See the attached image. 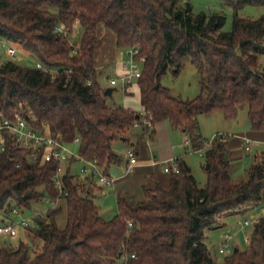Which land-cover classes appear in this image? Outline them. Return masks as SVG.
Listing matches in <instances>:
<instances>
[{
    "label": "trees",
    "instance_id": "16d2710c",
    "mask_svg": "<svg viewBox=\"0 0 264 264\" xmlns=\"http://www.w3.org/2000/svg\"><path fill=\"white\" fill-rule=\"evenodd\" d=\"M220 1L234 13L229 32L221 31L223 15L194 14L182 0H0V40L35 59L34 66H22L0 45L9 58L0 59V110L6 118L21 106L34 114L35 130L69 146L78 138L79 154L90 156L105 175L119 162L113 142L129 143L136 123L153 140L152 126L164 121L187 137L191 150H204L206 178L198 185L190 167L176 161L179 171L170 173L167 183L145 187L140 204L118 197L117 214L105 220L93 186L67 168L62 175L67 197L36 217L28 241L1 247L0 264H217L204 231L224 226L223 217L258 211L264 202V154L254 158L246 181L233 183L229 137L205 148L200 133V116L220 114L231 121L242 110L251 131H264V15L257 20L236 16L245 6L264 8V0ZM56 26L62 34L54 33ZM78 28L81 38L72 43ZM100 28L114 35L117 49L137 48L145 58L137 80L144 117L106 104L98 82L102 70L95 66ZM185 61L196 68L200 94L182 101L161 79L167 72L176 78ZM5 137L0 224L11 220L14 210L58 197L57 164L44 162L41 151L33 160L31 150ZM61 217L62 228L57 225ZM251 228L246 249H233L222 264H264V217Z\"/></svg>",
    "mask_w": 264,
    "mask_h": 264
},
{
    "label": "rangeland",
    "instance_id": "374dc122",
    "mask_svg": "<svg viewBox=\"0 0 264 264\" xmlns=\"http://www.w3.org/2000/svg\"><path fill=\"white\" fill-rule=\"evenodd\" d=\"M185 3H188L194 14L204 13L206 15L209 14H221L225 18V23L221 28L222 32H229L232 26L233 20V10L229 7H223L220 0H182ZM262 15H264V8L262 7H254V6H245L239 9L236 12V16L242 19L249 20H257ZM82 30L78 28L74 31V33L70 36V41L72 43H78L81 38ZM101 39L104 43L105 48H113V41L106 38L104 35H100ZM11 47H13L11 45ZM16 47V48H15ZM13 47L16 50L17 57L14 61L22 66L31 67L35 64V59L28 53L22 51L18 46L15 45ZM117 60L126 61L127 56L125 51H121L116 48ZM0 59L8 60V56L4 52V48L0 47ZM109 67L102 66L101 74L98 77V82L100 84L103 92L107 88L113 89L112 97H105L106 104L110 107H122L123 101L125 99L124 90L121 87L120 82L117 79V76L112 71H109ZM115 78L117 81L116 86L110 85V79ZM161 85L163 87L168 88L170 95L177 100H193L200 94V86H199V75L196 71V68L189 61H185L182 63L180 74L175 78L172 73L167 72L166 75L161 79ZM200 133L203 136V139L206 141L211 140L218 134V131L222 127H227V129L233 130H244L249 129L250 124L246 115V110L240 111L238 118L234 121H225L221 118L220 115H212L209 117L200 116ZM228 135V134H225ZM229 139H231L232 134L228 135ZM252 145V144H250ZM77 145H70L69 148L75 154L78 153ZM113 151L119 155H123L126 153V149L128 145L123 144L122 142L118 143L115 141L112 144ZM191 150V148H190ZM258 148L255 146H251L250 152L247 153V156H244L240 160L232 161V171H231V180L233 183H240L247 180V171L251 167L253 160L259 154H264V149L262 152H258ZM193 150H191L192 152ZM184 152V151H183ZM186 161L187 165L191 168V173L195 178L198 185L203 186L205 184L206 178L205 174L202 170L203 157L198 153L192 152L186 153ZM73 168L77 172V162L73 163ZM95 204L99 207V216L105 220L113 218L117 214V208L115 204V198L113 196H104L101 195L97 200L94 199ZM50 208L48 199H44L42 202L34 203L31 208L23 210V217L31 218L35 213L45 214V212ZM247 216L243 215H233L229 217H223L220 221L224 226L216 227L213 229H206L204 231V242L208 248V250L214 255L217 260V264H222L224 256L229 254H219V249L222 245V237L225 234H229L232 236V240L230 242L231 249H239L243 251L246 249L249 243V235L251 231V226L245 227L241 229L237 222H242ZM34 224L31 223L30 227H33ZM19 229V228H18ZM6 237H2L5 239ZM20 241H28L26 239L25 234H21L20 236L9 240L7 245H11L15 247Z\"/></svg>",
    "mask_w": 264,
    "mask_h": 264
},
{
    "label": "crops",
    "instance_id": "0c3cea01",
    "mask_svg": "<svg viewBox=\"0 0 264 264\" xmlns=\"http://www.w3.org/2000/svg\"><path fill=\"white\" fill-rule=\"evenodd\" d=\"M100 35H104L106 38H109V40H112L113 48H105ZM98 36L99 44L95 54V66L99 69H101L102 66L109 67V71L113 70L118 79L125 71V61L117 60L115 37L110 31L103 28H100L98 30ZM111 80H115V78H111L110 81ZM122 89L125 93V99L123 101L124 105L121 108L131 109L135 112H138L142 115V117H144V113L140 107L139 88L137 81L133 82L131 85L125 88L122 87ZM112 95L110 96V98L112 97ZM152 128L155 132L153 140H150L147 135H143L141 126L134 127L129 133V143H125L120 139L116 140L118 141V143L122 142L123 144L128 145V148L126 149V153H124V156L119 155L113 151L114 154L119 158V162L111 166L107 171V176L114 180L111 186L101 185L96 179L91 178L88 175H81L79 172L80 168L83 165L81 161L72 160L65 166V169L69 168L71 174L76 176L78 181L84 184H88V186H93L92 197L95 200L100 198L101 195H110L115 198V204L118 197H127L133 200L135 203L140 204L144 199L143 189L145 187H151L154 182H168L169 174L164 172L163 167L161 166L162 162L176 160L183 161L187 164L188 161H186V153L191 154L193 152H191L190 150V144H187V137L180 131L171 128L167 122H158L154 126H152ZM219 133L228 135L232 134L231 139L228 140V155L231 161L240 160L244 156H247V153L251 150V146L257 147L259 149L258 152H262L261 150L264 149V131H251L250 127L249 129L232 131L231 129H227V127H222L219 129L218 134ZM245 141H249L250 144H252L250 145L248 151L245 148ZM76 148L78 149L77 146ZM129 149H132L135 152L137 159V163L130 168H128L127 157V151ZM79 155L86 160H91V157L88 155ZM89 155L91 154L89 153ZM74 162H77L76 168L78 174L73 168ZM62 202V200L58 201L55 208L60 206ZM254 215L255 210L248 212L244 216H247V218L245 219H248ZM20 218H25L23 217V211L20 212L19 216L12 215L11 220L7 221V223L15 222ZM27 219L28 227H18L19 229L17 228L16 237L20 236L23 233L25 234L26 239H28V229L36 226V218L31 217ZM31 223L34 224L33 227H30ZM64 223L65 221L63 217L57 220V225L60 228L64 226ZM9 240H12V238L2 239V236H0V248L6 246Z\"/></svg>",
    "mask_w": 264,
    "mask_h": 264
},
{
    "label": "built area",
    "instance_id": "2783aa9c",
    "mask_svg": "<svg viewBox=\"0 0 264 264\" xmlns=\"http://www.w3.org/2000/svg\"><path fill=\"white\" fill-rule=\"evenodd\" d=\"M54 33L60 35L62 34L61 26H56L54 28ZM0 45L6 48V54L11 58L15 59L17 57L16 50L8 45L6 42L0 40ZM127 56L126 61L124 62L125 71L118 78L121 86L123 88L131 85L133 82L137 81L141 76L142 66L145 63V58L139 54L137 48H129L124 50ZM38 69L49 72L41 64H36ZM117 84L116 80H111L110 85L115 86ZM36 118L31 112H24L22 107L13 114L11 119H8L4 116L0 110V153L5 151L6 144V135L11 137L16 146L23 149L31 150V157L35 160L38 157L39 152L41 151V157L44 162H54L57 164V170L54 177V184L56 186L58 197L56 200H48L50 208H55L58 201L63 200L67 197V192L63 187L62 175L65 171V166L69 164L72 160H78L83 163L80 168L81 175H88L91 178L96 179L101 185L111 186L114 182L112 178L103 174L96 161L86 160L78 153L75 154L69 148V145L61 142L59 138L53 136L47 131H38L33 128V124ZM142 124L149 127L151 126L150 121L143 119ZM140 126L139 123H136L134 127ZM6 134V135H5ZM229 137L225 134L216 135L211 140L204 143L205 148L209 147L211 143L216 138L226 139ZM79 139L76 138L73 144H78ZM189 144V142H187ZM250 147V142L245 141V148L248 151ZM203 156V149L193 151ZM128 157V168L134 166L137 163L136 154L132 149L127 151ZM161 166L165 173H178V165L176 160H171L169 162H162ZM19 210H14L13 215L19 216ZM45 214L35 213L32 217H43ZM261 217H264V202L259 206V210L255 211V215L243 220L242 222L238 221L237 225L241 229L253 225L258 222ZM27 228L28 219L20 218L15 222L0 224V236L6 238H15L17 235V228ZM128 227H131V224L128 223ZM222 247L219 249V254H230L232 252L230 241L232 236L225 234L222 238ZM134 258V256H132Z\"/></svg>",
    "mask_w": 264,
    "mask_h": 264
},
{
    "label": "water",
    "instance_id": "95a60500",
    "mask_svg": "<svg viewBox=\"0 0 264 264\" xmlns=\"http://www.w3.org/2000/svg\"><path fill=\"white\" fill-rule=\"evenodd\" d=\"M113 89L112 88H107L105 90V92L103 93L104 97H110L112 95ZM237 250L235 249L234 252H236Z\"/></svg>",
    "mask_w": 264,
    "mask_h": 264
}]
</instances>
